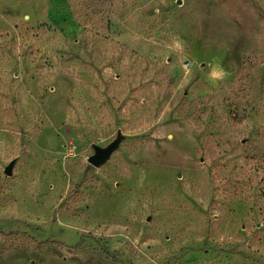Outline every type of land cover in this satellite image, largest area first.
Listing matches in <instances>:
<instances>
[{
    "label": "rangeland",
    "instance_id": "374dc122",
    "mask_svg": "<svg viewBox=\"0 0 264 264\" xmlns=\"http://www.w3.org/2000/svg\"><path fill=\"white\" fill-rule=\"evenodd\" d=\"M0 264H264V0H0Z\"/></svg>",
    "mask_w": 264,
    "mask_h": 264
},
{
    "label": "water",
    "instance_id": "95a60500",
    "mask_svg": "<svg viewBox=\"0 0 264 264\" xmlns=\"http://www.w3.org/2000/svg\"><path fill=\"white\" fill-rule=\"evenodd\" d=\"M181 3V1L179 2ZM122 135L114 140L112 143L107 145L105 148L101 146L94 145V154L90 156L88 159L89 163L92 164L94 167L100 168L104 166L108 160L112 157V155L119 149V145L122 142ZM15 162H11V164L5 169V174L8 176L13 175V170L15 167Z\"/></svg>",
    "mask_w": 264,
    "mask_h": 264
},
{
    "label": "clouds",
    "instance_id": "9594fccd",
    "mask_svg": "<svg viewBox=\"0 0 264 264\" xmlns=\"http://www.w3.org/2000/svg\"><path fill=\"white\" fill-rule=\"evenodd\" d=\"M226 75L227 73L225 72V70L221 66L217 65L215 70L211 74V78L216 81L223 79Z\"/></svg>",
    "mask_w": 264,
    "mask_h": 264
}]
</instances>
